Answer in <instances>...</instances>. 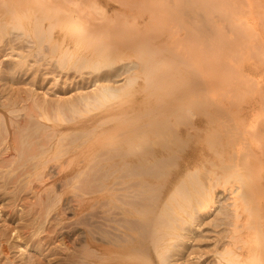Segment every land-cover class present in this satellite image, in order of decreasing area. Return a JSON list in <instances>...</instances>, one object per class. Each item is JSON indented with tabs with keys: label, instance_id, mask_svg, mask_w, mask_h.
Wrapping results in <instances>:
<instances>
[{
	"label": "bare ground",
	"instance_id": "obj_1",
	"mask_svg": "<svg viewBox=\"0 0 264 264\" xmlns=\"http://www.w3.org/2000/svg\"><path fill=\"white\" fill-rule=\"evenodd\" d=\"M189 1L0 0V213L10 216L0 226V264L21 251L20 238L26 251L60 234L31 231L35 216L48 214L43 195L21 218L18 204L20 178L32 188L33 175L55 166L74 175L60 178L66 186L84 182L78 190L91 195L72 213L87 227L82 264H264V115L255 106L244 119L234 107L264 83L248 65L251 88L235 80L251 42H263L250 55L264 59V0ZM215 11L228 29L212 25ZM208 74L210 82L198 77ZM221 80L244 95L233 111L208 102L204 84L217 92ZM223 116L235 125H213ZM241 140L253 153L242 154ZM204 223L212 236L200 232Z\"/></svg>",
	"mask_w": 264,
	"mask_h": 264
},
{
	"label": "rangeland",
	"instance_id": "obj_2",
	"mask_svg": "<svg viewBox=\"0 0 264 264\" xmlns=\"http://www.w3.org/2000/svg\"><path fill=\"white\" fill-rule=\"evenodd\" d=\"M175 1H177V0H175ZM182 2L184 1V4H183V6L184 5H186V4H188V2L187 1H189V0H181ZM191 2H193L192 0H190ZM189 1V2H190ZM195 1V0H194ZM179 2V1H178ZM181 2V3H182ZM186 2V3H185ZM180 3V2H179ZM221 12H224V14H226V12H228V11H226V10H220ZM220 11H215L214 13H215V15H213L215 18L213 19V22H212V20H211V23H212V25H213V23H215V26L214 27H225V26H223V25H225L226 24V22H227V20H223V18H221V17H218L219 15H220ZM216 12L219 14H216ZM202 14H203V12H202ZM223 14V13H222ZM221 14V15H222ZM212 15L210 16V18L212 17ZM218 15V16H217ZM220 15V16H221ZM218 18H217V17ZM224 16V15H223ZM222 16V17H223ZM219 19V20H218ZM222 19V20H221ZM214 21H216V22H218V23H216V22H214ZM221 21H223V22H221ZM229 23V22H228ZM211 24H210V27L212 26ZM219 25V26H218ZM228 25V24H227ZM227 25H226V27H227ZM230 26V25H229ZM209 27V26H208ZM225 27V28H226ZM229 27H227L226 29H228ZM211 29V28H210ZM212 31V30H211ZM183 33V34H182ZM181 34H182V36L184 37L186 34L184 33V32H182ZM257 41V43L255 42V41H253V42H251L249 45L251 46L252 44V50L253 51H250L251 49H250V46H249V48H248V54L245 56V58L243 59V63H241L240 64V66L242 65L243 66V70H241V74H239L240 76L238 77V79L237 78H235L234 76V78H235V80H239V83L241 82V80L243 81V84H244V81L246 82V85L245 86H248L249 84L251 85V83H248L247 81H246V79H247V76H244V75H247V73L249 72V69L251 68V67H253V68H255V69H250V71L252 70L253 72H257L259 75H261V77H262V79H263V81H264V69L263 68H260L261 66L262 67H264V64H263V60L264 59H260V61H258V62H255V61H257V59L259 60V58H258V56L256 57V60H255V57H253V56H255L256 54H257V49H256V45L257 44H259V45H261V43H263V42H258V40H256ZM165 44H166V42H165ZM172 44V43H171ZM254 44H256L255 45V47H254ZM170 45V44H169ZM258 45V46H259ZM264 45V44H263ZM262 45V46H263ZM264 47V46H263ZM260 48H261V46H260ZM261 50H262V48H261ZM261 50L259 51V52H261ZM254 51H256V54H254L253 53V56L251 57V52H254ZM251 54V55H250ZM264 54V53H263ZM258 55V54H257ZM260 57V56H259ZM263 57H264V55H263ZM262 57V58H263ZM253 58H254V60H253ZM247 59V60H246ZM250 59H252L253 61H250ZM220 61H222V60H220ZM220 61H218V62H220ZM228 60H225V64H224V62L222 63V65L224 64V66H226L227 67V65H226V62H227ZM244 61H246V63L244 62ZM253 62L255 63V64H253ZM251 63V64H250ZM169 64V63H168ZM194 64V63H193ZM246 67H245V66ZM247 65L250 67H247ZM250 65H252V66H250ZM256 65V66H255ZM258 65V66H257ZM261 65V66H260ZM169 66V65H168ZM194 67V65H190V68L191 67ZM230 66V65H229ZM228 66V67H229ZM242 66L241 67H239V69H238V71L237 72H239L240 73V69L242 68ZM192 67V68H193ZM223 67V66H222ZM258 67V68H257ZM236 68V67H235ZM245 68V69H244ZM233 70H234V68H232ZM263 71H262V70ZM237 70V69H236ZM235 70V71H236ZM247 72H246V71ZM244 71V72H243ZM251 71V72H252ZM211 75V74H210ZM209 74H208V76H204V75H198V77L200 76V78H202V79H209L210 80V77L212 76H210ZM232 77V76H231ZM229 78V79H233V78ZM246 77V78H245ZM197 78V77H196ZM243 78V79H242ZM215 79H218L217 77H215L213 80H215ZM208 80V81H209ZM220 80V79H219ZM234 80V79H233ZM233 80H230V81H232V82H230L229 84H235L234 85V87L236 88H238V87H241L238 83H237V81H233ZM195 81H197L196 79L194 80V82ZM262 81V82H263ZM210 82V81H209ZM209 82L208 83H203L205 86H206V88H205V91H207V92H209V94H211V95H208V97H210L209 99H208V102L210 103V105L212 106V104L211 103H214V105L215 104H217V105H219V106H222V107H220V108H222V109H230V107H232V104H233V99H235V95H237V97H238V95H239V97H241L240 96V94H238V92L235 94L233 91V87H232V90L233 91H229L227 88H231V87H229L228 85H225L223 82H222V80H221V83H223V86L224 87H222V89H220L219 91H217L216 92V87L214 86V85H217V87H219L220 85H221V83H220V85L218 86V84H214V83H212L213 84V86H214V90H212L211 92H210V88L209 87H211V86H209ZM233 82H235V83H233ZM210 83V84H211ZM202 84V85H203ZM211 84V85H212ZM238 84V85H237ZM241 85H242V82L240 83ZM237 85V86H236ZM262 85V83L259 85V87L258 88H255V91H253L252 90V92H250V93H253L254 92V94L251 96V94H249V95H245V98L243 97L244 95H242V99L241 100H244V101H241L243 104H244V106H245V99L248 101V98H251V100L249 99V101L247 102L246 101V103H247V105L244 107L243 106V104L242 103H240V105H238V103L236 104V105H238V109L240 108V110H238L237 108H236V106H234L235 107V109L237 110V114H239L240 112L241 113H244V114H239V116L240 117H242V118H248V117H250L251 115H252V112H255L254 111V107L256 106V111L257 112H260L261 114L263 113V115H264V110H262L261 108H263L264 109V83H263V85ZM209 86V87H208ZM252 86H253V84H252ZM202 87H204V86H202ZM227 87V88H226ZM242 87H243V85H242ZM249 87V86H248ZM247 87V88H248ZM260 87H261V89H260ZM200 88V87H199ZM213 88V87H212ZM211 88V89H212ZM216 88V89H215ZM219 88H221V87H219ZM223 88H224V91H222L223 90ZM234 88V89H235ZM249 88H251V87H249ZM248 88V89H249ZM254 88V87H253ZM263 88V89H262ZM204 89V88H203ZM239 89V88H238ZM245 89V88H244ZM257 89V90H256ZM258 89H259V92H258ZM209 90V91H208ZM225 90H226V92H225ZM227 90H228V92H227ZM236 90V89H235ZM246 91H247V89H245ZM204 91V90H203ZM249 91H251L250 89H249ZM248 91V92H249ZM230 92H233V93H230ZM236 92V91H235ZM257 92V93H256ZM260 92H262V93H260ZM225 93V94H224ZM227 93H230L231 95H233L234 94V97L232 98V97H229V95L230 94H228L227 95ZM208 94V93H207ZM257 94V95H256ZM260 94H262V95H260ZM201 94H199L198 96L197 95H195V96H197V97H195V101L196 102H198V101H200V100H202V98L204 97V95H203V93H202V95L200 96ZM230 95V96H231ZM258 95L260 96L259 98H258ZM249 96V97H248ZM253 96H254V98H253ZM200 97V98H199ZM202 97V98H201ZM257 97V98H256ZM196 98H197V100H196ZM211 98H213V99H211ZM228 98V99H227ZM211 99V102L209 101ZM232 99V100H231ZM254 99V100H253ZM257 99V100H256ZM258 99H260V100H258ZM231 100V101H230ZM236 100H238V99H236ZM235 100V101H236ZM239 100H240V98H239ZM213 101V102H212ZM259 101H260V103H262V104H260L259 103ZM237 102V101H236ZM235 102V103H236ZM240 102V101H239ZM253 102V103H252ZM220 103V104H219ZM249 104V105H248ZM256 104V105H255ZM213 105V106H214ZM235 105V104H234ZM259 107H258V106ZM210 106V107H211ZM212 106V107H213ZM240 106V107H239ZM243 108H242V107ZM251 106V107H250ZM253 106V107H252ZM260 106H263V107H261L260 108ZM216 107V105L214 106V108ZM227 107V108H226ZM234 107H232L231 108V110L230 111H233L232 109L234 108ZM247 107H249V108H247ZM218 109H219V107H217ZM241 108L243 109L242 111H241ZM251 108V109H250ZM258 108V109H257ZM262 110H260V109ZM247 109H248V111H247ZM253 109V110H252ZM236 110H235V112H236ZM252 110V111H251ZM251 113V114H250ZM248 114H249V116H248ZM262 115V116H263ZM244 116H246V117H244ZM225 117L226 116H223V117H219V118H217L216 119V121L213 123V125H215V126H217L218 127V125H220L222 128L224 127V125H227V124H229V126H231V125H235V121H234V119L233 118H231V119H233V122L232 121H229L228 119L226 120L225 119ZM224 118V119H223ZM227 118V117H226ZM228 118H230V117H228ZM263 120V118H260V120ZM218 120V121H217ZM260 120H258V123H257V129H259L258 127H262V126H260V125H263V124H259V122H260ZM214 121V120H213ZM223 121V122H222ZM225 121V122H224ZM227 121V122H226ZM264 121V120H263ZM218 124H217V123ZM229 122H231V123H229ZM216 123V124H215ZM227 123V124H226ZM263 123V122H262ZM231 124V125H230ZM233 125V126H234ZM228 126V125H227ZM232 126V127H233ZM264 126V125H263ZM231 127V128H232ZM264 128V127H263ZM225 130V129H224ZM259 130H264V129H259ZM258 130V131H259ZM226 131V130H225ZM231 132H236V131H231ZM261 132V131H260ZM260 132H258V134L260 133ZM264 132V131H263ZM262 134L263 133H261V136H262ZM260 136V137H261ZM264 136V135H263ZM259 137V138H260ZM258 138V139H259ZM263 139V138H262ZM260 140V139H259ZM244 141V142H243ZM241 140V146H242V148H243V150L241 149V151H242V154H243V152H245L247 155H249V153L251 152L250 150H252V149H250L249 151H247L249 148H247L246 149V140ZM263 141V140H262ZM243 143H245V144H243ZM262 143V142H261ZM243 144V145H242ZM200 150H197L195 153H193L194 155H193V160L194 161H196L198 158L200 159V155H201V153L199 152ZM251 153H253V151L251 152ZM253 155V154H252ZM251 155V157H253ZM190 156H192V153H189L188 155H186V156H184V160H188V158L190 157ZM254 157L257 159L258 157H256V155L254 154ZM248 159H250L249 157H247ZM255 162V161H254ZM252 163H253V161H252ZM53 167H54V163H52L51 164ZM56 165V164H55ZM56 167L57 166H55V168H51V169H47V174L46 173H38V174H35V175H33L32 176V181H31V187L32 188H28L27 189V187H24V185H25V182L23 181V179H24V176L22 177V176H20V177H22V178H20V180L22 179V181H23V183H22V181H20L19 180V183H21V184H18L19 185V190H18V192H19V201H18V204H19V217L21 218L22 216H23V214H24V212H26L27 210H29L30 208H32V209H34V210H37L38 208H39V200L37 199V198H39L38 196L39 195H43L44 196V198H46V201L44 200V202L43 203H45L44 204V206H47V212H48V214L44 211V212H42L41 214H40V216L39 215H36L35 216V218H37L36 219V223L35 224H37V225H35V228H33L31 231H32V233H37V234H39V235H42V237H46L47 235V240L49 239V235H55V233H60V234H57V241H56V239H53V240H51V242H50V244L49 243H47L46 245H44V247L42 246L43 244H41V245H38L37 243L36 244H34V245H31V246H29L27 249H26V251H23L24 250V248L26 247V244L24 243V240H22V238H20L19 239V244L21 245V251L19 250V249H17V250H13L12 251V253L9 255V257H10V261L12 262V264H25V260L23 259L24 257L25 258H27L28 260H30V261H32V264H66V262H68L67 264H69V263H72L73 264V261H76V255H77V258H78V262H79V264H82V263H80V259H81V252L83 251V247L80 245V239H82L83 238V236H84V231L86 230V228L87 227H85L84 226V224H80V221L78 220L79 219V217H77V216H73L74 214H72V213H74V209L75 208H78V206L80 205V201L82 202L83 200H87L88 198H90L91 197V195L90 194H85V193H83L84 191H80L81 189H86V188H88L87 186V184H85L84 182H81L80 184L79 183H77V187H76V182H75V184H69V185H65L66 184V182H62V181H67V178H68V180H70L69 178H71L72 179V177H74V175H71V176H66V178H65V176H64V174L62 173V174H60L59 173V171H58V169H56ZM52 169H54L53 171H52ZM55 169L57 170V171H55ZM49 170H51V171H49ZM51 172H53L52 174H54V175H52L51 174ZM64 172V171H63ZM38 175V176H37ZM39 175H41L40 177H39ZM48 175V176H47ZM61 175V176H60ZM47 176V177H46ZM63 176H64V179H63ZM44 177V178H43ZM51 177H53V178H51ZM62 177V181H60V178ZM39 178H41V179H44V181H41V179H39ZM45 178H46V180H45ZM51 178V179H50ZM59 178V179H58ZM56 179H58V181H57V183L55 184V186H53V184H54V182H55V180ZM49 180V181H48ZM44 182H46V183H44ZM52 182V183H51ZM62 182V183H61ZM44 185H43V184ZM65 183V184H64ZM41 184H42V186H41ZM46 184V185H45ZM64 184V185H63ZM82 184V185H81ZM33 185V186H32ZM57 185H59L58 187H57ZM61 185H63V187L61 186ZM72 185V186H71ZM78 185H79V187H78ZM84 185H85V188H84ZM37 187V188H35V187ZM65 186V187H64ZM81 186V187H80ZM21 187L22 188H26V190H24V189H22L21 190ZM40 187V188H39ZM51 187H52V189H51ZM61 187V188H60ZM74 187V188H73ZM83 187V188H82ZM47 188V189H46ZM59 188V189H58ZM80 188V190H78ZM36 189V190H35ZM21 190V191H20ZM24 190V191H23ZM29 190H30V193H29ZM41 190H44V191H41ZM91 189H88V191H90ZM37 191L38 192H40V194H38L37 195ZM88 191H86L85 190V192H88ZM20 192H21V194H20ZM46 192V193H45ZM48 192V193H47ZM222 189H219V191H217V194L218 195H222ZM41 193H43V194H41ZM27 194H29L30 195V197H29V199L27 198ZM45 194V195H44ZM78 194L80 195V197H78ZM21 195V196H20ZM47 195V196H46ZM33 196V197H32ZM46 196V197H45ZM48 196H50V197H48ZM57 196V197H56ZM72 196V197H71ZM75 196V197H74ZM81 196H82V198H81ZM22 197L23 198H27L26 199V202H27V204H28V201H29V203L31 202H33L32 204V207L31 206H28L27 205V207H25V205L23 204V201H21L22 200ZM32 197V198H31ZM61 198V199H60ZM222 198H223V195H222ZM34 199V200H33ZM36 199V200H35ZM58 199H60V202H59V200ZM77 199V200H76ZM219 199H221V197H219ZM37 200H38V202H37ZM80 200V201H79ZM54 203H53V202ZM78 201V202H77ZM223 201V207L226 209V210H229L230 208L226 205V204H229L231 201L230 200H227V201H224V200H222ZM36 202L38 203L36 206H35V204H36ZM58 202V203H57ZM57 203V204H56ZM21 204V205H20ZM54 204H56L57 206H55ZM67 204H68V206H67ZM50 205H53V206H50ZM3 205H1V207H2ZM65 206L68 208H70V206H71V208L72 209H69V210H67L66 209V213H64L65 215H66V218H65V220H64V222H63V224L59 227L58 225L57 226H54V227H52V223H53V220H55V218L57 217L56 216V213L58 214L59 212H63V209L62 208H65ZM75 206V207H74ZM221 206V205H220ZM27 208V209H26ZM49 208V209H48ZM55 208V209H54ZM56 208H58V210L56 209ZM51 209H52V211H51ZM56 210V211H55ZM71 210V211H70ZM216 210V209H215ZM70 211V212H69ZM73 211V212H72ZM0 212H1V208H0ZM92 212V211H91ZM216 214H217V212L215 213L214 211L213 212H211V216H213V217H215L216 216ZM65 215H64V217H65ZM3 218H2V217ZM91 217V216H90ZM213 217H210V220L211 219H213ZM9 218H10V216L7 214V215H4V213H0V226H3L4 228H5V226H6V224H8V223H6V222H8V220H9ZM18 219V221H17V223H22L23 221L21 220V219ZM92 218V217H91ZM39 220V221H38ZM78 221H79V223H78ZM6 223V224H5ZM66 223V224H65ZM40 224H42V225H40ZM75 224V225H74ZM78 224V225H77ZM205 224V223H204ZM38 226H40V227H38ZM42 226H43V228H42ZM69 226V227H68ZM51 227V228H50ZM68 229H67V228ZM72 227V228H71ZM208 227V225L207 224H205V225H203L202 226V229L200 230V232L201 231H206V232H203V234L204 235H207V236H212V234H210V232H208L207 231V229H205V228H207ZM229 226H227V228H228ZM41 228H42V230H41ZM53 228V229H52ZM55 228H58V229H60L61 228V230H56ZM36 229H40L41 231H38V230H36ZM56 230V232L55 233H53L52 231L53 230ZM229 229V228H228ZM45 230V231H44ZM60 231V232H59ZM52 232V233H51ZM47 233V234H46ZM202 233V232H201ZM64 234V235H63ZM66 234V235H65ZM51 235V236H52ZM59 235V236H58ZM61 236L63 237V236H67L66 237V241L64 242V241H62V239H60L61 238ZM69 237V238H68ZM80 237V238H79ZM76 239H77V241H76ZM61 240V241H60ZM199 240V239H198ZM52 241H53V243H52ZM56 241V242H55ZM59 241L61 242V243H59ZM67 242V243H66ZM209 242L212 244L213 243V240L212 239H210L209 240ZM67 244V245H66ZM62 245V246H61ZM79 247V248H78ZM213 247V246H212ZM211 247V248H212ZM77 249V250H76ZM207 250H209V249H207ZM77 251V252H76ZM30 254H29V253ZM80 252V253H79ZM22 253H24L25 255H23L22 256ZM73 254H74V256H73ZM76 254V255H75ZM33 256V257H32ZM71 256V257H70ZM29 257V258H28ZM68 257H70V258H68ZM31 258V259H30ZM38 258H39V260H38ZM68 259V260H67ZM71 259H72V261H71ZM75 259V260H74ZM212 259H214V258H212ZM8 260H6L5 258L3 259V261H2V263L1 264H9V261L7 262ZM11 262H10V264H11ZM35 262V263H34ZM82 262V261H81Z\"/></svg>",
	"mask_w": 264,
	"mask_h": 264
}]
</instances>
